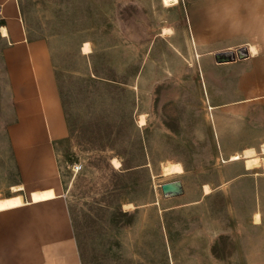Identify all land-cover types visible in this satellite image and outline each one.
<instances>
[{
  "label": "rangeland",
  "instance_id": "obj_1",
  "mask_svg": "<svg viewBox=\"0 0 264 264\" xmlns=\"http://www.w3.org/2000/svg\"><path fill=\"white\" fill-rule=\"evenodd\" d=\"M195 1L19 0L28 35L46 42L68 99L72 133L54 143L90 264H264V125L232 117L226 125L225 108L213 109L223 101L219 92L211 99L206 78L214 53L203 55L194 43ZM5 44L0 37V197L13 195L21 178L8 136L16 115ZM112 114L115 128L95 133L93 118ZM140 143L151 185L137 175L122 178L111 161L109 145L135 151ZM247 148L259 154L260 167L246 168ZM169 162L184 172L163 173ZM75 163L85 169L73 172ZM122 180L128 187L115 226L106 207ZM177 180L183 194L164 197L161 185ZM136 181L143 187L132 192ZM129 199L140 201L137 212Z\"/></svg>",
  "mask_w": 264,
  "mask_h": 264
},
{
  "label": "crops",
  "instance_id": "obj_2",
  "mask_svg": "<svg viewBox=\"0 0 264 264\" xmlns=\"http://www.w3.org/2000/svg\"><path fill=\"white\" fill-rule=\"evenodd\" d=\"M192 24L203 55L249 52L232 62L215 59L206 78L211 99L219 92L223 102L213 109L225 108L226 125L230 117L264 125L254 120L264 117V0H196ZM0 37L16 115L8 136L21 175L17 184L25 186L24 204L0 211V264H81L55 150L54 142L70 137V130L49 47L29 38L19 0H0ZM50 188L56 196L33 200L32 192Z\"/></svg>",
  "mask_w": 264,
  "mask_h": 264
},
{
  "label": "trees",
  "instance_id": "obj_3",
  "mask_svg": "<svg viewBox=\"0 0 264 264\" xmlns=\"http://www.w3.org/2000/svg\"><path fill=\"white\" fill-rule=\"evenodd\" d=\"M21 11H22V7H21ZM95 72L97 74H99L97 70H95ZM55 73H56V71H55ZM97 76H99L103 79H106L112 83L117 82L114 78L109 77V76L108 77L101 76V75H97ZM56 77H57V83H58V88H59L61 100L63 103L64 111H65L67 122L69 125V130H70V133H72L71 128H70V124H69V120H68V116H69L68 99L66 97L65 90H64L63 86L61 85L57 74H56ZM83 80L84 79L77 80V81H79L78 84L83 83ZM95 83H100V81H95ZM102 121L95 116L93 118V120L91 121V123L94 124V127H96V128L98 126L99 127L100 126H102V127L106 126L105 128H108L109 126H111L112 129H114L117 122H118V119L115 115L112 114L111 116L108 115V117L105 121L104 120H102ZM99 131H100L99 128L94 129L95 133H98ZM108 148L111 149L112 151L113 150L115 151V154L112 156V158L116 157L118 155L122 156V160H121L122 169H120V176L122 178L125 177L126 179H129L130 176L132 177L133 175H137V179H139V178L144 179V186L145 185H151L150 182H148V177H147V173H146V168L148 167L147 166L148 162H147V159L145 157L146 152H145V145L143 143H140V146L135 151H131V149H128V148H125V149L117 148L116 149L112 145H109ZM97 149H99L101 151H105L107 149V146L100 145L99 147H97ZM135 185H136L135 190H138L141 187H143V184L140 181H136V183L133 185V187H131L132 192H134V186ZM127 187L125 185V181H123V180L120 181L119 185H118V183H116L115 187L113 188V193L111 195V198L108 199L109 201H108V205L106 208L109 210L110 217L113 220V222H115L113 224L115 226L117 224V222L115 221V217L117 215V212L122 214V208H121V205L118 203V201H119V198L122 196V194L126 193ZM146 189H147V186H146ZM129 200L132 201L135 204V206H137L135 209V212H137V210L139 209V206L141 205L140 201L135 200V199H129ZM70 212H71V218H72V222H73L75 237L77 240L82 264H90L89 260H87V255H86L87 249H86V245H85L84 240H83V229L79 225V222L76 219V217L72 214L71 210H70ZM123 214H126V213H123Z\"/></svg>",
  "mask_w": 264,
  "mask_h": 264
},
{
  "label": "bare ground",
  "instance_id": "obj_4",
  "mask_svg": "<svg viewBox=\"0 0 264 264\" xmlns=\"http://www.w3.org/2000/svg\"><path fill=\"white\" fill-rule=\"evenodd\" d=\"M165 5H174L179 3L180 0H163ZM170 29H165L163 31L164 34L171 33ZM3 33L7 34V29L3 28ZM248 49V48H247ZM84 53H89L91 51L90 44L89 42H86L83 48ZM251 53L255 54L257 52V48L252 45L250 47ZM140 124L145 125L146 124V119L144 116L140 117ZM244 153V160H245V165L247 169H255L257 167L261 166V157L259 154H257L256 150L254 148H247L245 149ZM262 153H264V144L262 146ZM240 158L238 154H233L231 156V160H235ZM112 164L115 167H120L121 166V161L117 158H112ZM184 172L183 165L179 162H169L164 166V172L165 174H181ZM25 186L23 184H17L12 186V192L13 195L11 196H6V197H0V211L8 209V208H13V207H18L24 204V198L21 195V191H23ZM38 191V190H37ZM34 191L32 192V198L33 200H38V199H47V198H52L55 195V191L53 189L37 192ZM211 189L207 185H205V193H210ZM31 193V192H30ZM68 202V201H67ZM69 206V205H68ZM133 207L132 204L127 205V208ZM70 212V211H69ZM256 222L260 223L261 222V214L256 213ZM82 264V263H81Z\"/></svg>",
  "mask_w": 264,
  "mask_h": 264
},
{
  "label": "water",
  "instance_id": "obj_5",
  "mask_svg": "<svg viewBox=\"0 0 264 264\" xmlns=\"http://www.w3.org/2000/svg\"><path fill=\"white\" fill-rule=\"evenodd\" d=\"M249 56L248 49L242 47L236 51H224L215 54L217 63H227L236 59H245ZM162 193L165 197H173L183 194L184 187L181 181H171L161 185Z\"/></svg>",
  "mask_w": 264,
  "mask_h": 264
},
{
  "label": "built area",
  "instance_id": "obj_6",
  "mask_svg": "<svg viewBox=\"0 0 264 264\" xmlns=\"http://www.w3.org/2000/svg\"><path fill=\"white\" fill-rule=\"evenodd\" d=\"M84 169H85V165L83 163H75V164L72 165V171L75 172V173H80Z\"/></svg>",
  "mask_w": 264,
  "mask_h": 264
}]
</instances>
